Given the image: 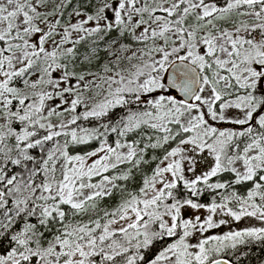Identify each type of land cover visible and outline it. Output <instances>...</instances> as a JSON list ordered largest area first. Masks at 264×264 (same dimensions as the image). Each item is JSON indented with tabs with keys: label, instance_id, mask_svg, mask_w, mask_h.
<instances>
[{
	"label": "snow or ice",
	"instance_id": "snow-or-ice-1",
	"mask_svg": "<svg viewBox=\"0 0 264 264\" xmlns=\"http://www.w3.org/2000/svg\"><path fill=\"white\" fill-rule=\"evenodd\" d=\"M0 264H264V0H0Z\"/></svg>",
	"mask_w": 264,
	"mask_h": 264
}]
</instances>
